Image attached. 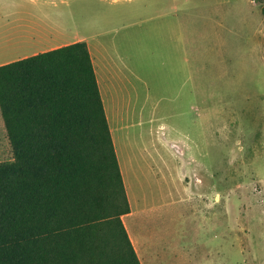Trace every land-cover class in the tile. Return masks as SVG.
<instances>
[{
    "label": "rangeland",
    "instance_id": "obj_1",
    "mask_svg": "<svg viewBox=\"0 0 264 264\" xmlns=\"http://www.w3.org/2000/svg\"><path fill=\"white\" fill-rule=\"evenodd\" d=\"M11 1L7 0L8 4ZM50 1L53 3L47 8V18L63 24L71 38L79 35L93 47L110 48V55L124 66L129 77L126 85L133 92V104L137 91L139 104H146L145 112L132 114L135 121H129L121 133L145 139L148 152L153 151V144H159L165 154L167 202L176 200L180 204L167 205L162 212L148 264H264L263 136L251 144L253 139L244 135L240 114L231 111L232 98L219 95V81H207L210 74L214 75L212 65L199 64L198 81L194 65L193 76L179 81L184 90L195 85L199 88L198 102L191 106L186 103L178 96L179 83L168 79L167 66L162 65L160 50L154 46L157 39H143L141 33L145 27L164 22L159 18L151 21L150 15L166 11V20H174L190 12L199 1L190 0L188 5L179 0ZM191 63L190 55L183 51V72L190 71ZM190 146L197 159L188 168V181L180 183L178 164L191 153ZM8 153L2 143L0 162L9 160ZM196 191L204 196L191 203L190 192Z\"/></svg>",
    "mask_w": 264,
    "mask_h": 264
},
{
    "label": "trees",
    "instance_id": "obj_2",
    "mask_svg": "<svg viewBox=\"0 0 264 264\" xmlns=\"http://www.w3.org/2000/svg\"><path fill=\"white\" fill-rule=\"evenodd\" d=\"M0 264H141L88 45L0 66Z\"/></svg>",
    "mask_w": 264,
    "mask_h": 264
},
{
    "label": "crops",
    "instance_id": "obj_3",
    "mask_svg": "<svg viewBox=\"0 0 264 264\" xmlns=\"http://www.w3.org/2000/svg\"><path fill=\"white\" fill-rule=\"evenodd\" d=\"M179 1L183 5L190 3V0ZM197 1L199 4L190 12H183L174 20H166L169 16L166 11L150 15L149 20L159 18L164 22L143 28V39H157L154 46L160 50V60L167 66L170 81L179 83L192 77L193 65L198 81L199 64L212 65L214 75L210 74L207 81L221 83L219 95L232 98L231 111L240 114V128L245 129L244 135L255 144L256 137L264 138V0ZM52 3L50 0H13L8 4L7 0H0V66L77 42L88 45L131 208L122 221L141 264H148V252L154 251L157 240L154 230L158 228L162 212L167 205L180 204L176 200L167 202L165 154L159 144H153V151L148 152L145 139L137 140L121 133L127 129L129 121H135L132 114L145 112L146 104H139L138 91L133 104V92H129L126 85L130 83L129 77L124 66L110 55V48L93 47L79 35L71 38L63 24L57 25L47 18L46 11ZM40 10L44 12L38 13ZM127 40L131 38L127 36ZM183 51L193 61L189 72H183L180 66ZM126 69L130 73V69ZM178 96L191 106L198 102L199 88L195 85L184 90L180 85ZM229 128L233 129V125ZM232 134L230 130L228 135ZM189 148L191 153L178 164L180 183L188 181V168L197 159L192 146ZM203 196L198 191L190 192L188 199L192 203Z\"/></svg>",
    "mask_w": 264,
    "mask_h": 264
},
{
    "label": "built area",
    "instance_id": "obj_4",
    "mask_svg": "<svg viewBox=\"0 0 264 264\" xmlns=\"http://www.w3.org/2000/svg\"><path fill=\"white\" fill-rule=\"evenodd\" d=\"M175 146V145H174ZM178 152H180L181 153V151L179 150Z\"/></svg>",
    "mask_w": 264,
    "mask_h": 264
}]
</instances>
